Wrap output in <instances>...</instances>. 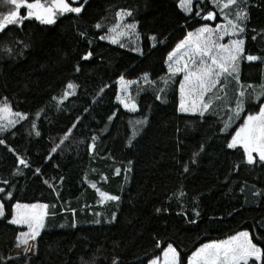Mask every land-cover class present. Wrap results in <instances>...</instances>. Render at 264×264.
Returning a JSON list of instances; mask_svg holds the SVG:
<instances>
[{"label":"trees","instance_id":"obj_1","mask_svg":"<svg viewBox=\"0 0 264 264\" xmlns=\"http://www.w3.org/2000/svg\"><path fill=\"white\" fill-rule=\"evenodd\" d=\"M11 6L0 2V15ZM121 7L135 9L140 22L135 43L99 38L116 22ZM205 7L217 12L210 25L224 21L218 9ZM248 11L245 56L264 55V0H249ZM20 12L26 15V9ZM186 15L179 0H90L82 14L58 16L54 25L31 18L0 32V103L6 99L26 114L0 131L5 141L0 144V188L5 189L0 202L7 217L0 218V264L22 229L8 222L17 202L48 204L52 228H74V239L84 242L83 264H147L167 246L165 241L190 255L201 243L240 230L264 239V196L258 194L264 190V167L233 170L242 149L223 148L227 133L219 131L224 121L215 106L206 119L179 111L181 74L168 79L165 62L175 44L200 26L202 17L186 24ZM154 35L158 40L151 39ZM89 51L92 56L82 60ZM121 75L139 80L132 88L134 112L115 101ZM239 81L229 78L227 92L236 96L241 85L264 87V62L242 58ZM69 82L77 87L67 89ZM65 91L72 94L63 98ZM145 116L147 122L137 125ZM202 144L206 151L192 163ZM185 163L190 172H183ZM114 169L120 174L113 176ZM104 173L105 181L100 178ZM104 191L121 200L101 202ZM156 208L167 211L157 213ZM113 213L117 220L108 223ZM61 249L58 233H41L29 264H42L41 257L57 256ZM68 255L59 264H68Z\"/></svg>","mask_w":264,"mask_h":264},{"label":"snow or ice","instance_id":"obj_2","mask_svg":"<svg viewBox=\"0 0 264 264\" xmlns=\"http://www.w3.org/2000/svg\"><path fill=\"white\" fill-rule=\"evenodd\" d=\"M2 3H8L14 6L15 10L10 11L7 15L0 19V32L5 31L8 26L22 25L24 20L34 18L43 25H54L57 22L58 16L65 14L80 15L86 10L90 0H0ZM78 4L79 6H73ZM211 4L214 9H218L219 13L223 15L224 23H216L212 27L209 21L217 19V12L214 10H206V5ZM180 8L188 15H186L185 23L189 18L193 23H196L197 18H201L200 26L196 27L193 31H188L187 34L181 39L175 47L168 53L167 63L168 72L171 77L177 74H182L183 79L179 82L180 102L179 111L183 113L197 114L200 118L206 119L207 114L212 111L214 102L221 100V91H225V86L229 82V78L234 79L239 83V61L246 58L249 62L262 61L264 62V55L247 54L245 56V33L247 31V24L250 18L249 0H179ZM20 9H27L26 15L21 16ZM116 23L108 29V35L100 36L101 40L109 39L111 43H118V37L137 34L139 20L135 18V9L121 7L115 12ZM127 18H131L132 22H127ZM96 28L102 29L100 23L95 25ZM81 36L86 34L81 32ZM264 35V34H262ZM235 37L229 39L228 43H222L225 37ZM152 40H158L157 36H152ZM253 40L257 36H252ZM123 46V45H121ZM28 48V44H24ZM92 56L89 51L85 56L81 57L82 60H87ZM81 69L79 64L76 65L75 71L79 72ZM148 74H144V80L148 82ZM223 81V83H222ZM119 82L122 85L121 94L117 99L123 104L125 108L132 111L137 109V104L128 95V81L121 75ZM168 83V80L164 81ZM220 86V91H214L217 86ZM77 85L69 82L67 89L71 90ZM252 88L251 85L248 86ZM103 92V89L100 90ZM164 92V89H160ZM71 91L63 92V98L71 95ZM264 98V87L258 90L250 91L241 85L238 95L235 97V108L232 110L231 115L224 122L223 127L219 129L221 132L227 133L224 137L225 150L238 151L242 149L241 159L233 167L234 171H239L241 167H248L250 170H255L257 166L264 167V103H258ZM156 99H160L157 95ZM258 107V111H249L243 122L235 129L234 132H229L228 129L232 127L233 119H239L241 113L245 110V105L253 106V102ZM231 103V101H227ZM87 111V109L85 110ZM16 116L19 119H24L26 114L13 113L11 105L5 101L0 104V120L7 119V125L0 126V131L4 127L14 125L16 120L10 117ZM79 119V118H78ZM112 117H109L111 120ZM148 118L145 116L143 120L137 121V125L143 126ZM75 126V125H74ZM73 126V127H74ZM36 127L35 124L32 125ZM39 135V132L36 133ZM230 137V138H229ZM91 148H96L95 139L93 137ZM5 141L0 139V144ZM59 147V146H57ZM57 148H53L55 152ZM206 149L202 144L197 152L192 154L190 158L192 163H196L201 153ZM20 164L26 165L24 159H19ZM131 163V162H129ZM183 172H190L191 169L187 163L182 165ZM120 169H116V174H120ZM130 169H125V172ZM39 173L40 169H36ZM63 179V178H61ZM127 179V177H126ZM8 184V181H4ZM47 183V181H45ZM96 187L95 184L92 185ZM244 189L242 188L241 191ZM4 188H0V192H4ZM258 194L264 196V190H258ZM181 197L184 193L181 191ZM8 197H12V193H8ZM101 202L104 200L117 201L121 200L119 195H113L106 191L100 192ZM13 212L11 219L8 221L13 225H26L28 231L21 232L17 239L20 243L27 245L25 252L31 251L35 244L29 245V240L35 241L37 237L41 236L42 230L46 228L45 220L49 215L47 209L48 204L32 203L21 204L17 202L11 206ZM53 207H55L53 205ZM155 211L160 213L167 211V209L156 208ZM73 215L75 210H72ZM55 215V213H52ZM186 215V213H185ZM199 216V213H195ZM0 218H5V206L0 203ZM117 220L116 213H113L108 223H113ZM101 221L96 220L95 223L99 224ZM189 223H196L195 220H190ZM76 227L75 222L71 225ZM255 239V242H254ZM167 246L163 248L162 260L156 257L148 260L147 264H257V262L264 261V239H256L250 234L248 230H240L235 234L228 236L227 239L210 240L206 243H201L191 254L188 255L186 251H178V247L173 243L167 242ZM160 247L159 241L157 248ZM186 258V259H185ZM116 264V261H113ZM139 264H144L140 261Z\"/></svg>","mask_w":264,"mask_h":264},{"label":"rangeland","instance_id":"obj_3","mask_svg":"<svg viewBox=\"0 0 264 264\" xmlns=\"http://www.w3.org/2000/svg\"><path fill=\"white\" fill-rule=\"evenodd\" d=\"M223 2H226V0H223ZM11 8H13L12 11L15 10L14 6H11ZM26 12H27V9H26ZM2 18L3 17L0 15V19H2ZM127 22H129V21L127 20ZM219 23H224V21L223 22H219ZM211 26L215 27V25H211ZM106 35H108V32H107ZM233 38H235V37H227L226 36L224 38V40L222 41V43H228L229 39H233ZM129 40H131L133 43H135L136 42V34L118 37V41H121L123 43H129ZM165 65H166V68L168 70L167 58H166ZM182 79H183V76L181 74V80ZM125 80L129 82V84L127 85V87H128V95L132 98V88L136 84H138L139 80L138 79H136V80L135 79H127V78H125ZM222 83H223V81H222ZM228 84H229V82L226 84L227 87H228ZM226 86H225V91H221L220 92L221 100L214 102V105H213V108L215 106V108L220 110L219 112H216V113L218 115H220V117H221V115L223 116V121L224 122L228 119L229 115H231V113H232V110L235 108V97L238 95V93H237L236 96H233V92L229 91V90L227 92ZM248 86L249 85H247V87H246L247 90L254 91L253 87H255L256 85L252 84L251 85L252 86L251 89H249ZM121 89H122V85H121V83L119 82V79H118L117 80V94H116V97H115V101L123 109H125L127 111L134 112V111H132V110H130L128 108H125L123 106V104L120 102V100L117 99V96L121 94ZM214 91H220V86L218 85L217 89H215ZM229 100L231 101V103H227V101H229ZM179 102H180V92H179ZM2 103H0V104H2ZM256 103L257 102L254 101L252 107H249L246 104L245 105V110L241 113V117L239 119H233V123L232 124H233V126H235V129L237 127H239V125L243 122V118L246 117V115L248 114L249 111H252V112L258 111V107L255 106ZM258 103H264V98H262ZM12 111H13V113H21V114H23L22 112L16 111L13 108H12ZM10 118L13 119V120H16V121H20L21 120V119H19L16 116H12ZM7 119L8 118L6 117L5 119L0 120V126L7 125ZM11 126H13V125H9V126L4 127V130L10 128ZM115 174H116V170L114 169L112 171V175L114 176ZM100 178L103 181L108 179V177H107V175L105 173L101 174ZM19 203H21V204H32V203H24V202H19ZM33 203H40V202H33ZM47 211H48V209H47ZM45 224H46V228L44 230H42L41 233H45V232L58 233L60 238H61V241H62V249H61V251L59 252V254L57 256H44V257L40 258L39 262L42 263V264H59L60 261H61V257L64 254H69L68 255V257H69L68 264H83L81 257H82L84 242L83 241H77V240L74 239V228H66V229L52 228L49 225V223H48V216L46 217ZM17 226L22 228L20 233L28 231L26 225H17ZM227 238H225V239H227ZM28 244L29 245L35 244V247L29 252H25L24 249H25V247H27V245H25L23 243H20V241L18 239H16L13 243L8 244V246H7V255H6V258L4 260V263L5 264H29L31 258L33 257V255L35 254V251H36V240L35 241L29 240ZM156 257H160L161 260H162V252ZM156 257H154V258H156Z\"/></svg>","mask_w":264,"mask_h":264}]
</instances>
